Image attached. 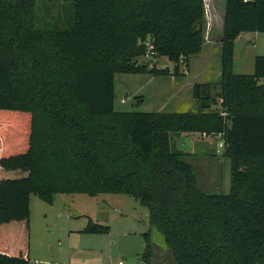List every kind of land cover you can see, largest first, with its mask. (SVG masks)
Listing matches in <instances>:
<instances>
[{"label":"trees","instance_id":"16d2710c","mask_svg":"<svg viewBox=\"0 0 264 264\" xmlns=\"http://www.w3.org/2000/svg\"><path fill=\"white\" fill-rule=\"evenodd\" d=\"M37 3L0 0V264H32L31 198L56 194L139 200L176 264H264V56L232 71L236 39L264 33V0H224L219 92L194 84L195 114L116 111L114 84L169 74L140 62L150 52L176 70L199 54L204 0H74L69 30L39 29ZM184 134L222 138L228 194L202 190Z\"/></svg>","mask_w":264,"mask_h":264},{"label":"rangeland","instance_id":"374dc122","mask_svg":"<svg viewBox=\"0 0 264 264\" xmlns=\"http://www.w3.org/2000/svg\"><path fill=\"white\" fill-rule=\"evenodd\" d=\"M36 13L39 29L69 30L74 25V0H38ZM244 35L234 42L232 71L236 75H252L255 57L264 56V33ZM220 55L221 50L217 54L214 50L203 52L201 56L190 57L187 64L181 63L178 70L166 57L140 58V62L150 68L156 66L174 74H116L115 110L197 113L198 105L190 91V83L209 84L212 96L216 95L219 92ZM192 141L190 156L184 160L193 167L202 190L210 195L228 194L230 162L223 155L222 138L193 134ZM91 222L107 226L109 231L89 232ZM147 233L155 248L151 264H176L164 235L150 224L147 207L133 197L126 194L97 197L56 194L53 203L35 195L31 198V263L144 264Z\"/></svg>","mask_w":264,"mask_h":264},{"label":"crops","instance_id":"0c3cea01","mask_svg":"<svg viewBox=\"0 0 264 264\" xmlns=\"http://www.w3.org/2000/svg\"><path fill=\"white\" fill-rule=\"evenodd\" d=\"M205 5V32H204V44L202 46V49L199 54L195 56H201L203 52H210L215 51L216 54L219 53L221 50V37H222V25H223V10H224V0H204ZM242 36H245L244 34H241L238 38H243ZM237 38V39H238ZM236 39V40H237ZM184 65V63H182ZM181 64V66H182ZM169 74H174L169 71ZM147 76H152L151 74H144ZM151 78L149 79V81ZM199 83L195 81L194 83H190V91H192V88L194 84ZM204 84V83H199ZM163 110V108H161ZM193 136V135H192ZM203 137H208L205 135H202ZM193 147V141L192 146ZM152 256L153 251L155 248L152 247ZM153 259V258H152ZM152 261V260H151Z\"/></svg>","mask_w":264,"mask_h":264},{"label":"water","instance_id":"95a60500","mask_svg":"<svg viewBox=\"0 0 264 264\" xmlns=\"http://www.w3.org/2000/svg\"><path fill=\"white\" fill-rule=\"evenodd\" d=\"M192 134L181 135L176 143V147L180 152L190 153L192 150Z\"/></svg>","mask_w":264,"mask_h":264},{"label":"built area","instance_id":"2783aa9c","mask_svg":"<svg viewBox=\"0 0 264 264\" xmlns=\"http://www.w3.org/2000/svg\"><path fill=\"white\" fill-rule=\"evenodd\" d=\"M150 55H154V53L150 52L147 56H150ZM32 264H36V263H32Z\"/></svg>","mask_w":264,"mask_h":264}]
</instances>
